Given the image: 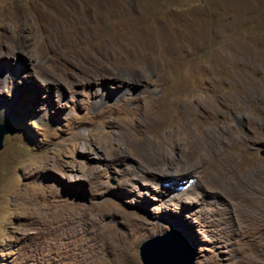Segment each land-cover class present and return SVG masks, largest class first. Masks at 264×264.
Returning <instances> with one entry per match:
<instances>
[{"label":"rangeland","instance_id":"374dc122","mask_svg":"<svg viewBox=\"0 0 264 264\" xmlns=\"http://www.w3.org/2000/svg\"><path fill=\"white\" fill-rule=\"evenodd\" d=\"M0 30V264L173 231L264 264V0H0Z\"/></svg>","mask_w":264,"mask_h":264},{"label":"water","instance_id":"95a60500","mask_svg":"<svg viewBox=\"0 0 264 264\" xmlns=\"http://www.w3.org/2000/svg\"><path fill=\"white\" fill-rule=\"evenodd\" d=\"M11 130L0 124V150L3 137ZM143 264H194V254L188 240L173 231L144 241L139 248Z\"/></svg>","mask_w":264,"mask_h":264},{"label":"bare ground","instance_id":"6f19581e","mask_svg":"<svg viewBox=\"0 0 264 264\" xmlns=\"http://www.w3.org/2000/svg\"><path fill=\"white\" fill-rule=\"evenodd\" d=\"M102 4H103V3H102ZM47 9H48L49 11L52 10L51 8H49V6H48V8H46V9H44V10H47ZM42 11H43V10H42ZM52 11H53V10H52ZM54 12H55V11H54ZM14 13H15V12H14ZM45 13H46V12H45ZM49 13H50V12H49ZM43 14H44V13H43ZM47 15H48V14H47ZM57 17H58V16H57ZM54 18H55V17H54ZM15 19H16V18H15ZM54 20H56V19H54ZM54 20H53V21H54ZM43 21H44V20H43ZM43 21H42V22H43ZM105 21H106V20H105ZM40 23H41V22H40ZM45 23H46V22H45ZM41 24H42V23H41ZM7 25H8V24H7ZM38 25H39V24H38ZM40 26H42V25H40ZM46 26H47V24H46ZM50 26H51V25H50ZM52 26H53L52 28H55L57 25H56V23L54 22V23L52 24ZM21 27H22V26H21ZM6 28H7L6 25L3 26V29H6ZM22 29H23V28H22ZM0 31H1V30H0ZM18 31L20 32V30H18ZM17 33H18V32H17ZM1 34H2V33H1ZM1 34H0V35H1ZM123 237H125V236H123ZM123 237H122V236H119V234L116 235V237H115V242H116L117 245L119 246V247L116 246V248H117L116 250H118L120 247H121V248L123 247V248L125 249V246L127 245V244H126L127 241H126V239L123 238ZM117 241H118V242H117ZM123 248H122V249H123ZM126 248H127V246H126ZM122 249H121V250H122ZM122 251H123V250H122ZM121 253H122V252H121ZM124 253H125V252H124ZM120 259H122V258H120ZM116 262H117V261H116ZM116 262H115V263H116ZM116 264H118V263H116ZM119 264H127V263L124 262V261L122 260L121 263H119ZM129 264H131V263H129Z\"/></svg>","mask_w":264,"mask_h":264}]
</instances>
